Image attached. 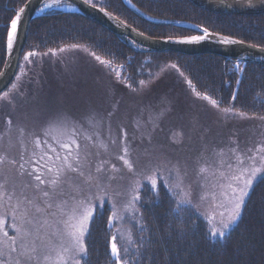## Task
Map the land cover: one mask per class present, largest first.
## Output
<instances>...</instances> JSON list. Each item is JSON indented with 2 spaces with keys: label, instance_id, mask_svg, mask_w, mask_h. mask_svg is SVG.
I'll use <instances>...</instances> for the list:
<instances>
[{
  "label": "snow or ice",
  "instance_id": "1",
  "mask_svg": "<svg viewBox=\"0 0 264 264\" xmlns=\"http://www.w3.org/2000/svg\"><path fill=\"white\" fill-rule=\"evenodd\" d=\"M127 2L132 4V0ZM41 3L42 6L37 9L41 13L53 8L67 7L74 10V6L66 4L65 0H41ZM82 3L92 8L98 6L94 0H82ZM30 4L31 0H28L27 4L15 9L14 15L9 18L4 37V47L8 53L14 51L19 40V29L23 27V16ZM99 11L115 19L104 7H100ZM148 19L153 17L149 16ZM173 23L182 22L176 20ZM191 27L201 34L176 42L199 43L214 35L207 27ZM138 35L143 36L144 33ZM219 42L224 45L243 43L227 35L220 38ZM79 47L77 44L71 45L73 49ZM56 51L49 49L43 55H55ZM58 51L64 52L65 48ZM37 55L35 50L28 51L23 60L31 64V58ZM91 55L110 74L115 73L118 82L124 83L132 93H142L154 78L152 73H148L149 80L141 79L135 83L132 75H122L127 71L125 65L114 67L112 59H102L94 52ZM19 67L21 75H17L11 89H0V102L13 105L14 95L10 96V93L20 92L21 78L26 74L25 66ZM170 67L184 77V72L175 63ZM233 70L239 73L245 71L239 62L233 65ZM186 83L195 99L204 102L206 108L216 111L218 119L256 118L264 121V115L250 117L234 104L223 107L220 98L210 94L211 90H197L191 79H186ZM236 84H240L239 79ZM236 98L237 93L233 92L232 100ZM118 105L119 101H116L112 111L106 114L109 123L104 139L100 138V133L95 132L104 123L103 119H97L95 111L90 112L82 123L63 110L46 107V119L39 132L33 131L29 134L30 140L21 141L19 162L10 161L13 165L18 164V175L26 179L11 185L7 179H0V264H90L87 240L91 236V225L97 214H102L105 208L111 212L105 226L107 264H152V257L148 254L152 241L151 237L144 236L146 225L140 210L145 203L142 192H151L153 204L160 200L164 192L170 205L174 204L170 211L180 224L185 222V216L192 220L194 227L196 218L209 213L213 214V219L218 216V226L208 233L211 241L224 242L230 237L233 226H238L242 218L246 200L255 185L264 182V131H261L254 143L244 148L240 147L241 141L233 133L229 137L230 146L227 151L214 150L218 157L215 164L207 161L200 163L198 160L197 178L201 191L195 193L197 202L193 203L191 185H185L184 175L178 165L169 168L167 163L156 156L151 132L146 137L141 133L142 142L146 138L147 146L144 148L146 163L140 168L137 166L138 161L133 158L135 150L132 143L135 136L130 140L122 126L119 134L113 136L110 121ZM170 110L162 108L151 116L153 131L158 121ZM11 123L9 120L8 124ZM192 124L194 127L199 125L198 117H193ZM136 128L139 130V122ZM20 131L23 136L24 129ZM208 131L202 128V141ZM89 144L96 149L95 153L89 150ZM110 145H118V150L110 153ZM4 159L0 155V164ZM116 181L120 182L119 188H113ZM209 182L211 193L208 192ZM124 224H134L135 235L128 228V235L125 236L121 227ZM180 235H184L183 230Z\"/></svg>",
  "mask_w": 264,
  "mask_h": 264
},
{
  "label": "trees",
  "instance_id": "2",
  "mask_svg": "<svg viewBox=\"0 0 264 264\" xmlns=\"http://www.w3.org/2000/svg\"><path fill=\"white\" fill-rule=\"evenodd\" d=\"M25 1L0 0V70L6 55V26L9 18L14 15V10ZM94 2L151 37L199 33L189 25L175 27L165 24L179 20L264 47V14H217L196 6L190 0H132L131 6L135 5L132 6L133 9L128 8L123 0ZM149 16L153 19H148ZM72 44L84 46L102 59H112L114 67L125 65L127 71L122 75H132L135 83L141 79L149 80L148 73H158L165 66H168L165 70L169 74L181 79L179 72L170 67L175 63L184 72L182 78L185 81L191 79L201 92L211 90L210 94L214 98H220L223 107L234 104L236 108L252 116L264 115V65L239 62L245 69L243 73H239L233 70V65L238 61L226 60L217 55L135 53L108 30L75 13L52 11L34 19L30 24L19 65L28 51L35 50L38 55H43L49 49L58 51ZM42 58L35 56L31 58L33 63L26 62L29 68L21 79L20 92L10 93V96L14 95V106L0 102V132L8 129L9 120L18 125H42L48 106L73 110L74 104L71 102L76 100L75 104H80L87 98L83 93L89 88V85L85 89L81 87L84 79L79 69L88 72L90 83L92 74L111 77L104 73L103 69H107L106 67L79 51L65 52L55 58ZM75 59L78 60L77 63ZM84 64L90 68H85ZM238 79L240 84L237 85ZM110 83L116 90L125 87L124 83L114 80ZM233 92L237 93L235 101L232 100ZM141 195L145 200L140 209L146 225L144 236L151 237L152 241L148 247L152 264H264V182L255 185L246 200L242 218L238 226H233L230 237L224 242L216 243L211 241L208 235L210 230L202 218H196L195 227L188 216H185L183 224L178 223L170 211L174 204L170 205L164 192L156 204L152 203L151 192H142ZM108 216L110 211L105 208L102 214H97L91 225V236L87 240L90 264H107L105 226ZM181 230L184 232L183 236L180 235ZM135 233L136 229L133 228V234Z\"/></svg>",
  "mask_w": 264,
  "mask_h": 264
},
{
  "label": "rangeland",
  "instance_id": "3",
  "mask_svg": "<svg viewBox=\"0 0 264 264\" xmlns=\"http://www.w3.org/2000/svg\"><path fill=\"white\" fill-rule=\"evenodd\" d=\"M66 51H68V48H65L64 52L56 51L55 55H41L40 57L39 54L38 57H40L39 59H43L42 56L45 58L49 56L55 58L58 55H63ZM74 61L77 63L78 60L75 59ZM21 65L25 66L24 71L27 74L29 66L24 60H22ZM84 66L85 68H90L85 64ZM165 69L167 67H164V71L154 73V78L150 80L148 87L139 94L130 92L126 87L116 90L110 82L113 80L118 82L117 78L114 73L110 74L107 69H103L104 73H107L112 78L107 75L92 74L91 83L88 79V72L79 69V72L83 76L82 78L88 80L87 82L83 80V86H81L85 89L89 85L87 91L83 93L87 98L83 99L80 104H75L76 100L72 101L71 103L74 104L73 110L63 107H59L58 109L69 113L73 118L82 123L85 122V117L90 112L95 111L97 119L104 120L103 125L97 127L95 132L100 133V138L104 139L107 135L109 123L106 114L112 111L116 101H119L118 109L114 112L110 121L113 136L119 134L121 126L128 133L130 140L135 136V140L132 143L135 150L133 158L138 161L137 166L140 168L146 163L144 148L147 146L146 138L142 142L141 133H144L146 137L151 132L152 146L155 149L156 156L160 161L167 163L169 168L173 165H178L181 174L184 175L185 185H191L194 193L193 203H196L197 197L195 193L201 191L197 178L198 160L200 163L207 161L215 164L218 157L215 155L214 150L216 152L220 149L227 151V148L230 146L229 137L233 133L241 141V148L254 143L261 131H264V121L256 118L245 120L239 118L235 120L218 119L216 111L206 108L204 102L195 99L184 78L180 75L178 76L182 80L177 76L175 78ZM17 72V75H21L19 65ZM26 74L22 75V78ZM16 77L11 84L16 82ZM10 89H6L5 91H9ZM162 108H170L171 110L158 121V126L153 131V124L150 122V118ZM193 117H198L199 119V125L196 127L192 124ZM137 122L140 123L139 130L136 128ZM41 126L36 124L29 125L28 123L24 125L11 123L8 129L6 128L0 132V155L5 157L3 163L0 164V179H7L10 185L13 183L18 184L23 179H26L18 175V164L13 165L10 161L16 160L19 162L21 141L27 142L30 140L29 134L33 131L39 132ZM202 128L209 130L204 136L203 141L201 140ZM21 129H24L23 136H21ZM89 150L93 153L96 151L91 144H89ZM117 150L118 145L109 146L110 153H114ZM202 152L203 156H201ZM153 162L156 161L154 160ZM119 187V181L113 183V188ZM211 191V182H209L208 192L211 193ZM208 199L211 202V195H209ZM212 215V213H209L207 216L200 217L206 222L210 232L214 227L218 226L217 220L219 219L218 216L216 219H213ZM121 227L124 235L127 236V229L131 228L133 232L135 225L124 224ZM9 234H12L10 229Z\"/></svg>",
  "mask_w": 264,
  "mask_h": 264
},
{
  "label": "water",
  "instance_id": "4",
  "mask_svg": "<svg viewBox=\"0 0 264 264\" xmlns=\"http://www.w3.org/2000/svg\"><path fill=\"white\" fill-rule=\"evenodd\" d=\"M196 6L202 9H208L214 13H232L240 15H258L264 13V0H190ZM232 2H244L245 7L233 6ZM66 4L74 6V10L68 8V11L79 13L80 15L91 18L104 27H107L109 31L116 34L124 44L129 46L136 52H151V53H164L175 52L185 55H200L211 53L219 56H225L226 58H232L239 62H247L254 64L264 65V47L256 46L249 43H237L233 45H224L219 42L223 34L213 33V37L206 38L204 41L193 44L178 43L176 41L183 38H146L147 35H138L140 31H133V27L127 23L119 22L118 19H110L104 13L97 8L86 6L82 3V0H65ZM42 6L41 0H31V4L28 6L26 13L23 16V27L19 29V40L15 45L14 51L8 53L6 51V62L2 67L0 73V89L3 91L13 80V77L17 71L18 63L25 46L28 24L29 22L41 12L37 11ZM47 11V10H45ZM108 12L107 10H105ZM110 13V12H109ZM113 16V15H112ZM114 17V16H113ZM184 25V24H183ZM200 35V34H199ZM228 36V35H227ZM189 37V36H187ZM232 39L236 38L230 36ZM133 41L135 43H133ZM1 94V93H0Z\"/></svg>",
  "mask_w": 264,
  "mask_h": 264
},
{
  "label": "bare ground",
  "instance_id": "5",
  "mask_svg": "<svg viewBox=\"0 0 264 264\" xmlns=\"http://www.w3.org/2000/svg\"><path fill=\"white\" fill-rule=\"evenodd\" d=\"M123 2L125 3V5L126 6H128V8H130V9H133V7L131 6V4H129L128 2H127V0H123ZM28 3V0H26L25 2H23L19 7H21V6H23V5H25V4H27ZM232 5L233 6H238V7H245L246 5H245V3L244 2H232ZM18 7V8H19ZM17 8V9H18ZM105 10H107V9H105ZM204 10H206V11H208V12H211L210 10H208V9H204ZM52 11H56V12H62V13H75V14H78V15H80L79 13H76V12H72V11H68V8L66 7L65 9H55V8H53V9H48L47 11H45V12H43V13H40V14H38V15H36L30 22H29V24H28V31H29V28H30V24H31V22L34 20V19H36L37 17H39V16H41V15H43V14H45V13H47V12H52ZM108 11V10H107ZM108 12H110V11H108ZM116 19H118V20H120V21H118V23L119 22H123V23H127V22H125L124 20H122L121 18H119L117 15H115V14H113L112 12H110ZM136 13L138 14V15H140L137 11H136ZM212 13H214V12H212ZM217 14H225V13H217ZM228 14H232V13H228ZM264 14V13H263ZM258 15H262V14H258ZM82 17H84V18H86V19H89V20H91V21H93V22H95V23H97L96 21H94V20H92L91 18H88V17H86V16H83V15H81ZM250 16H256V15H250ZM165 23V22H164ZM8 24H9V22H8ZM7 24V25H8ZM97 24H99V23H97ZM128 25H130L129 23H127ZM165 24H169V25H173V26H175V27H181V26H183V24L185 25V26H187V25H189V26H191V25H197V24H193V23H190V22H182V23H180V24H175V23H173V22H166ZM101 27H103V28H105L106 30H108L109 31V29L107 28V27H104L102 24H99ZM130 26H132V25H130ZM133 27V26H132ZM202 27V26H201ZM134 29H136V30H138L139 31V29H137V28H135V27H133ZM27 31V32H28ZM111 34H113L116 38H118L119 39V37L116 35V34H114L113 32H111V31H109ZM141 32V31H140ZM145 34V33H144ZM199 34H201L200 32L199 33H196V34H192V35H185V36H177V37H163V38H183V37H187V36H193V35H199ZM218 34H220V33H218ZM146 35V34H145ZM223 35H225V34H223ZM147 36H149V35H147ZM229 36V35H228ZM28 37V36H27ZM149 37H151V36H149ZM233 37V36H232ZM152 38V37H151ZM153 38H157V37H153ZM234 38H236V37H234ZM237 40H240V41H243L244 43H249V44H253V43H251V42H248V41H245V40H242V39H239V38H236ZM120 40V39H119ZM26 41H27V38H26ZM121 41V40H120ZM122 43H123V41H121ZM25 44H26V42H25ZM124 44V43H123ZM126 45V44H125ZM254 45H256V44H254ZM256 46H259V45H256ZM129 47V46H128ZM64 48H68V51H66V52H69V51H72L73 53H78V51L79 52H81V53H84V54H87L91 59H94V57L91 55V51H89L86 47H84V46H80L79 48H76V49H73V48H71V46H66V47H64ZM130 48V47H129ZM24 49H25V46H24V48H23V52H24ZM133 50V49H132ZM135 53H151V52H136L135 50H133ZM23 52H22V54H21V57H22V55H23ZM206 54H209V55H215V54H211V53H206ZM206 54H204V55H206ZM200 55H203V54H200ZM39 55H37V58H40L41 57V55H40V57H38ZM193 56H199V55H193ZM217 56H219V55H217ZM21 57H20V60H21ZM220 57H222V58H225L226 60H234V59H232V58H226L225 56H220ZM5 60H6V55H5ZM5 60H4V63H5ZM20 60H19V63H18V65L20 64ZM95 60V59H94ZM237 61V60H236ZM239 62V61H238ZM4 63H3V66H4ZM241 63H247V62H241ZM2 66V67H3ZM64 67H67V65H63ZM2 69V68H1ZM1 71V70H0ZM16 75H17V71H16V73H15V75H14V77H13V80L15 79V77H16ZM12 80V81H13ZM11 81V82H12ZM11 82H10V84L5 88V90L6 89H9V88H11ZM188 85V84H187ZM188 87H189V90L191 91V89H190V86L188 85ZM4 90V91H5ZM46 119V118H45Z\"/></svg>",
  "mask_w": 264,
  "mask_h": 264
}]
</instances>
